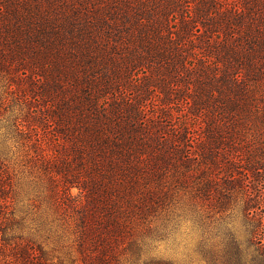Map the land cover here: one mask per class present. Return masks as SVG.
<instances>
[{
	"label": "trees",
	"instance_id": "16d2710c",
	"mask_svg": "<svg viewBox=\"0 0 264 264\" xmlns=\"http://www.w3.org/2000/svg\"><path fill=\"white\" fill-rule=\"evenodd\" d=\"M186 3L103 0L90 18L79 0H0V66H23L24 93L26 67L85 86L42 85L53 107L27 97L4 136L41 173L73 264H170L142 256L182 213L207 264H264V0ZM15 200L0 156V264H53L12 234Z\"/></svg>",
	"mask_w": 264,
	"mask_h": 264
},
{
	"label": "rangeland",
	"instance_id": "374dc122",
	"mask_svg": "<svg viewBox=\"0 0 264 264\" xmlns=\"http://www.w3.org/2000/svg\"><path fill=\"white\" fill-rule=\"evenodd\" d=\"M79 1L83 2V4H88V8L86 7L85 9L88 10L90 18H93L99 14V12H95L94 8L99 6L103 0ZM196 1L185 0V4L188 2L189 5L194 7ZM98 64L99 61H96V65ZM13 68L15 69L6 70L0 66V105L2 108L0 111V156L6 160L9 166L16 199L14 204L15 216L20 220V225L14 229L12 234H23L35 244L42 245L53 256L51 260L53 264H59V262L61 264H73L72 260L76 258L77 254L74 251L71 236L58 225V221L53 223L49 221L55 218V215L49 206L48 199L45 196L46 193L40 192L41 187L43 189L45 186L41 179V173L37 171L38 169L28 170L27 162L24 160L25 158L23 159L13 144L4 141V136L7 133V125L10 123L9 120L13 117H18L20 109L25 106L24 101L27 97L32 102L31 109L33 110L42 107H53L55 104L53 96L55 92L51 97L45 98L42 85L45 88L47 87L46 84L49 85V83L66 86V93L70 95V99L81 97V89L85 86L77 85L72 80V77L61 79L59 76H37L31 73L30 68L24 67L30 76L32 75L35 78V83L38 85L35 92L30 93L25 91L24 93L25 81L22 79V76L25 71L22 69L23 66H15ZM96 78L98 81L96 86L99 87V75ZM135 79L138 80L137 77ZM99 92L98 90L95 93L99 95ZM104 94L108 98L113 97L111 93ZM104 94L102 92L100 93V95ZM126 94L128 97L132 96L130 91H127ZM101 102L106 103L107 99H103ZM144 103H146L145 114L150 117V114L154 112L152 111V107L155 103H152L151 98L146 99ZM177 117L175 118L176 121ZM70 191L73 195L78 194V189L75 187H72ZM182 200L183 198L179 193L176 200H174L177 203L171 206V203L168 202L167 210H170V212L173 209L176 212L180 211L184 204ZM182 215H186L185 218L181 219L173 228H170L166 237L147 247L142 259H159L170 264H207L197 250L199 239L198 229L188 214L182 213Z\"/></svg>",
	"mask_w": 264,
	"mask_h": 264
}]
</instances>
